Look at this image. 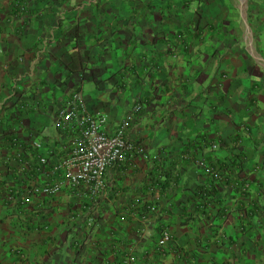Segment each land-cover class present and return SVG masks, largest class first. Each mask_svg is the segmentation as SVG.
<instances>
[{"label": "crops", "instance_id": "crops-1", "mask_svg": "<svg viewBox=\"0 0 264 264\" xmlns=\"http://www.w3.org/2000/svg\"><path fill=\"white\" fill-rule=\"evenodd\" d=\"M102 1L0 0V264H264L260 45H174L154 36L155 19L122 35L98 20ZM72 50L82 69H70ZM76 90L111 132L140 102L126 137L145 150L110 167L93 200L44 197L20 162L32 156L16 151L37 139L52 162L64 157L55 120Z\"/></svg>", "mask_w": 264, "mask_h": 264}, {"label": "built area", "instance_id": "built-area-1", "mask_svg": "<svg viewBox=\"0 0 264 264\" xmlns=\"http://www.w3.org/2000/svg\"><path fill=\"white\" fill-rule=\"evenodd\" d=\"M141 109L142 104L137 102L133 110L111 132L108 117L102 111L89 110L82 91H74L67 104L59 108L55 120L60 133L67 137L64 157L52 162L43 153V145L37 139H31L28 145L16 151L19 153L22 149L20 155L23 156L25 151L26 155L32 156L31 161H26L23 157L21 165L42 179L40 185L32 190L47 197L59 195L65 188H69L78 199H95L105 188V174L110 167L125 161L128 156L132 158L144 153L143 146L126 137L135 114ZM21 128L20 123L12 128L6 125L7 135L13 136V142L17 143L15 132ZM198 165L208 176L221 178L222 170L206 159H200ZM31 196L26 197L27 203ZM93 222L94 217H89L88 225ZM170 241L171 235L165 231L158 245L163 248Z\"/></svg>", "mask_w": 264, "mask_h": 264}, {"label": "rangeland", "instance_id": "rangeland-1", "mask_svg": "<svg viewBox=\"0 0 264 264\" xmlns=\"http://www.w3.org/2000/svg\"><path fill=\"white\" fill-rule=\"evenodd\" d=\"M260 1H262V5L261 3L256 4ZM187 2L188 6H186ZM11 4L1 3V7H3L1 10H6ZM98 5L97 13L106 10L105 16L99 15L98 20H106L107 22L104 23L106 26H110V30H116L123 26L121 28L122 35L128 31V28L131 29L132 24L137 25V29L142 24H145L147 28L155 19L157 22H155L156 31L160 30L159 34H154L155 37L169 40L174 35L171 31L177 34L182 31L184 33L182 39L192 42L189 45H260V50L264 52V0H255L256 9L251 20L249 18V0H105L98 2ZM142 6L145 11L147 8L152 10L150 14L153 16L148 19L145 17V11L140 13L139 9ZM245 11H247L250 25L248 30L246 29ZM126 13H129V16ZM136 14L140 15L139 19L135 18H138ZM210 22L216 24L213 29H208ZM197 25L203 26V32L198 39L194 40L191 34L194 33L192 30H196ZM132 35L136 37L135 33ZM129 36L131 37V35L125 34L126 38L123 36V39L126 40L127 37L130 38ZM142 36L141 34L139 37ZM145 37L149 38L146 35ZM146 41L144 40L143 45H149ZM173 41H177V39H173ZM131 45L136 44L132 43ZM160 45L167 44L161 43ZM177 45L179 44L177 43ZM114 59L115 56L112 55L110 62ZM240 262L247 264V259Z\"/></svg>", "mask_w": 264, "mask_h": 264}, {"label": "trees", "instance_id": "trees-1", "mask_svg": "<svg viewBox=\"0 0 264 264\" xmlns=\"http://www.w3.org/2000/svg\"><path fill=\"white\" fill-rule=\"evenodd\" d=\"M258 1V0H257ZM260 4L261 3V5L263 4L262 3V1H260V2H256V4ZM249 18H250V20H251V18L253 19V17H254V14H255V0L253 1V0H249ZM189 4H188V2H187V4H186V6H188ZM216 24L215 23H212V22H210L209 23V27H208V29H213L214 28V26H215ZM186 28V27H185ZM197 28V29H196ZM195 29L196 30H192L194 33H192L191 35H192V37H193V39L195 40V39H198L199 38V35H202V32H203V26H200V25H197L196 27H195ZM198 30V31H197ZM258 32V31H257ZM173 38L176 40L177 39V41H174V45H177V43L179 44V45H189L190 43H192V42H189V40H184V39H182V38H184V33L181 31V32H179L178 34L175 32L174 33V35H173ZM78 57H79V53H78V51H76V50H72L71 51V53H70V64H69V67H70V69L72 70V71H76V70H79L80 68L82 69V67H83V65H82V61L80 62V58L78 59ZM11 141H12V143H11V145H10V149L11 148H13V147H15L16 145H15V143L16 142H13V139L11 138ZM213 179H218V178H214V177H212ZM223 178V173H222V175H221V178H219L218 180H221ZM160 248V247H159ZM160 250H162V248H160Z\"/></svg>", "mask_w": 264, "mask_h": 264}, {"label": "water", "instance_id": "water-1", "mask_svg": "<svg viewBox=\"0 0 264 264\" xmlns=\"http://www.w3.org/2000/svg\"><path fill=\"white\" fill-rule=\"evenodd\" d=\"M245 14V20H246V29H250V25H249V20H248V14H247V11L244 12ZM258 56H259V59H261L262 61H264L263 57L260 55V53H258Z\"/></svg>", "mask_w": 264, "mask_h": 264}]
</instances>
